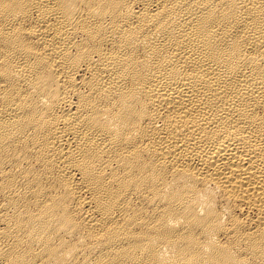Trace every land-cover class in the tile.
Wrapping results in <instances>:
<instances>
[{
  "label": "bare ground",
  "instance_id": "bare-ground-1",
  "mask_svg": "<svg viewBox=\"0 0 264 264\" xmlns=\"http://www.w3.org/2000/svg\"><path fill=\"white\" fill-rule=\"evenodd\" d=\"M0 264H264V0H0Z\"/></svg>",
  "mask_w": 264,
  "mask_h": 264
}]
</instances>
